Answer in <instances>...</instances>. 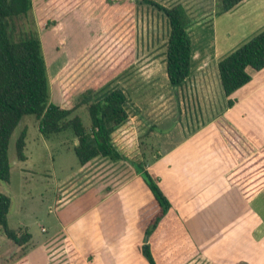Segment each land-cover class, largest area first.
Masks as SVG:
<instances>
[{
  "label": "crops",
  "instance_id": "0c3cea01",
  "mask_svg": "<svg viewBox=\"0 0 264 264\" xmlns=\"http://www.w3.org/2000/svg\"><path fill=\"white\" fill-rule=\"evenodd\" d=\"M215 1L176 2L190 17L192 57L189 75L173 87L181 96L191 92L194 102L180 98L172 127L160 135L153 131L158 156L146 168L171 203L148 236L156 264H264V67L249 69L251 79L231 94L232 106L217 69L221 58L264 29V0H242L219 15ZM194 9L201 19L191 26ZM46 65L51 101L61 105L65 99H54L48 60ZM161 66L166 76L165 55ZM86 164L55 180V225L62 240L27 230L26 263L149 264L141 247L157 205L135 163H127L130 171L118 185L96 181L61 199L65 182L69 188L78 184L81 180L70 179ZM1 241L0 247L10 243ZM12 246L0 248V264H15L20 247Z\"/></svg>",
  "mask_w": 264,
  "mask_h": 264
},
{
  "label": "rangeland",
  "instance_id": "374dc122",
  "mask_svg": "<svg viewBox=\"0 0 264 264\" xmlns=\"http://www.w3.org/2000/svg\"><path fill=\"white\" fill-rule=\"evenodd\" d=\"M49 1L54 0H32V17L39 25L36 28L41 31L46 60L51 68L54 99L60 97L57 83L68 91L67 99L60 105L64 108L73 106L78 94L87 88L95 87L94 95L98 98L104 91L119 86L126 94L129 113L128 119L112 133L116 148L127 154H124L125 160L113 162L108 158H94L70 179L81 180L78 184L69 188L70 181L65 182V192L60 198L66 199L87 185H95L96 181L106 185L117 182L118 185L130 171L127 163L152 160L158 149L155 135L172 127L171 122L179 115L177 102L180 98L194 102V97L188 91L181 96L164 75L161 65L169 24L156 7L143 0H55L63 6L56 11L46 8ZM155 1L168 7L179 0ZM190 14L193 26L201 17L195 9ZM26 22L19 20L17 25L20 27ZM57 23H61L57 29L61 35L57 36V31L43 33ZM192 30L196 29L191 27ZM70 52H73L71 57ZM57 64L60 67L55 70ZM70 68L75 70L68 77ZM189 110L187 118L193 121L194 108ZM75 113L85 125L90 123L85 107L77 108ZM23 129L26 131L24 152L27 159L19 161L15 142ZM75 140L70 130L44 137L32 114L20 120L8 145L9 181L0 180V192L10 197V228L23 226L35 237L62 240L60 227L55 225L54 199L58 194L55 180L74 172L79 165L73 150ZM41 227L46 231L41 232ZM0 233V244H4L1 239L6 236L1 229ZM12 245L10 240L9 245L0 248L7 251Z\"/></svg>",
  "mask_w": 264,
  "mask_h": 264
},
{
  "label": "trees",
  "instance_id": "16d2710c",
  "mask_svg": "<svg viewBox=\"0 0 264 264\" xmlns=\"http://www.w3.org/2000/svg\"><path fill=\"white\" fill-rule=\"evenodd\" d=\"M156 7L166 16L169 34L166 41V76L172 86L183 82L190 73L192 42L187 26L190 17L181 3L164 6L155 0H143ZM242 0H216L215 15L232 9ZM47 9L60 11V1L47 2ZM27 21L18 27L19 20ZM29 21V23H28ZM61 23L45 30L58 32ZM42 33V34H43ZM55 39H56V37ZM62 46V45H61ZM44 47V46H43ZM42 43L36 23L32 17V0H0V180L8 182L10 161L8 145L10 137L23 118L32 114L38 121V128L44 137L70 130L76 144L73 146L78 163L84 165L96 157L111 160L125 159L112 141V133L129 117L126 108L127 97L119 86L106 90L95 98V87L80 92L74 105L61 107L51 101L50 82ZM264 67V29L234 49L217 63L218 75L227 105L232 106L231 94L246 84L251 75L249 69ZM60 98L67 99V89L57 83ZM88 111L90 123L85 125L75 113L79 107ZM25 129L21 130L15 142L16 158L26 160ZM158 156L155 155L154 158ZM153 158V159H154ZM148 161L135 163L136 170L148 186L157 205V212L150 218L144 230L141 250L149 264H156L148 236L157 227L160 219L171 208V203L161 190L158 179L146 168ZM10 197L0 192V229L7 239L20 247L15 255V264H27L26 252L31 234L22 228H10L8 212Z\"/></svg>",
  "mask_w": 264,
  "mask_h": 264
}]
</instances>
